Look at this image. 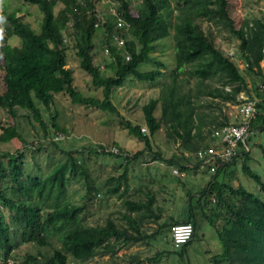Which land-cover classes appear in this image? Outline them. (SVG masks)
I'll return each mask as SVG.
<instances>
[{
    "label": "trees",
    "instance_id": "obj_1",
    "mask_svg": "<svg viewBox=\"0 0 264 264\" xmlns=\"http://www.w3.org/2000/svg\"><path fill=\"white\" fill-rule=\"evenodd\" d=\"M95 1L82 0L80 3L78 0H26L37 5L43 13L39 32L16 18L15 12L0 13V18L12 27L11 35L20 40L17 47L5 43L0 47V67L2 66L4 73L0 110L13 117L17 115V111L27 112L25 117L28 122L31 124L32 120L38 123L43 138L49 136V133L38 104L49 109L55 95L65 94L74 104L117 114V108L111 101L112 92L114 88L123 86L128 76H133L139 82H154L163 78L158 98L151 99L142 107L149 136L142 134L140 126L128 125L127 129L130 135L143 142L145 149L151 151L150 137L164 126L168 136L172 135L179 140V148L183 153L193 154L208 146L204 142L210 138L214 129L228 124L227 118L218 121L210 113L213 106L209 100L238 104L239 94L249 95L248 80L254 83L259 79L264 84L260 66L264 63V21L254 20L236 29L227 0H176L175 8H172L169 0H137L140 10L145 12L143 17L129 11L128 0H116L118 6L115 17L123 19L128 25L127 30L120 31L115 29V18L96 16ZM61 4L64 7L54 14V7ZM199 20L213 24L239 41L238 54L245 66L244 72L239 70L233 55L229 56L215 45L212 36L201 28ZM100 30H103L104 35L101 44L108 49L109 63L106 67L112 70L113 76L110 77L102 74L100 66L104 69L103 65L95 66L93 63L94 39ZM170 31L174 70L169 78L164 79V74L158 69L164 67L163 64L151 59L150 53L156 49L157 42L170 36ZM113 34H118L125 40L123 48L111 43ZM70 41L79 68L90 76L94 88L102 89V100L86 98L74 87L73 71L66 68L69 48L67 43ZM125 56H128V60H125ZM149 62L155 63L156 69L148 72L139 70L142 64ZM192 79L195 80L193 87ZM183 86L191 88L183 92ZM258 87L256 94L261 101L256 104V116L250 125L249 134L254 130L264 132V97ZM159 104L161 116L157 118L154 113ZM57 117V114L52 116L51 126L55 132L65 133L57 124ZM0 130V144L16 139L24 145L14 126H0ZM37 144L41 145L39 141ZM49 145L57 146L56 142ZM40 149L38 146L37 150ZM108 155L113 153L109 152ZM140 155L143 152L124 156L122 150L114 154L117 158H123L126 164ZM155 155L156 160H161L160 152ZM67 156L65 162L57 164L44 176L38 166L34 175L28 172L29 166L24 161L25 153L22 149L16 154L0 152L2 264H7L8 260L11 264H18L13 252L19 244H33L34 247L44 248L49 245V238L52 236H58L60 248L55 249L50 256L27 254L23 263L68 264V256L79 262L112 256L130 243L141 240L130 235L128 228L140 234L138 229L143 220L158 218L152 210L154 199L149 195L145 203L125 200L126 212L121 219L127 227L118 226L111 218L102 226L88 225L80 216L85 204L74 206L65 199L70 176L76 175L81 169L71 154L67 153ZM242 156L245 159L243 174L264 191V183L247 164L249 152H243ZM175 159L173 156L167 163H177L180 173L190 170L183 163L175 162ZM193 169L198 171V163ZM222 170L223 168H218L211 175V180L200 190L199 196L192 195L189 191L187 195L190 197H187L186 202L190 207L188 212L185 211L178 219L170 218L157 232H169L170 226L174 224H190L193 239L198 225L193 202L197 200L202 217L211 223L224 248V254L215 258L216 264L227 262L225 260H234V264H264V202L241 186L233 188L225 182H219ZM127 178V169L120 176L110 178L108 181L115 185L103 195L117 193L121 183H124L119 197L125 196L129 189ZM11 192L14 196H11ZM95 195H99V191L89 185L87 200L95 198ZM212 198H215L214 203L217 201L222 213L215 210L217 205L212 207ZM206 206L208 215L205 213ZM133 213L136 215L132 216ZM192 239L176 249L169 243L172 251L181 253L191 244ZM219 257L223 258L218 259ZM156 260L155 258L153 261Z\"/></svg>",
    "mask_w": 264,
    "mask_h": 264
},
{
    "label": "rangeland",
    "instance_id": "obj_2",
    "mask_svg": "<svg viewBox=\"0 0 264 264\" xmlns=\"http://www.w3.org/2000/svg\"><path fill=\"white\" fill-rule=\"evenodd\" d=\"M169 1L172 8H175L176 0ZM227 1L236 29L242 27L244 23H252L254 20L264 21V0ZM128 2L129 11L133 15L144 16L145 12L140 10L141 7L137 0H128ZM94 5L96 16L116 19L115 14L118 6L116 0H96ZM62 6L61 4L54 7L53 13L57 14ZM2 7L8 13L16 11L17 18L23 23L29 24L35 32L40 31L43 13L39 8L32 7L24 0H0V11ZM3 23L4 21L0 20V38L4 34L7 36L6 31H8L7 26ZM198 23L205 33L212 36L215 45L219 49L226 54H233L239 70L244 72L245 66L239 60L238 54L239 41L213 24L203 20H199ZM100 32L96 33L97 36L94 39L93 63L95 66L103 65L104 69L100 66L102 74L110 77L113 76L112 70L106 67L109 63V54L104 53L106 46L101 44L104 38L103 30H100ZM171 33L172 31H170L169 37L157 42L156 49L150 53L151 59L163 64L164 67H158V69L164 74V79L169 78V75L174 70V50ZM6 42L11 46H19L20 44V40L11 35L6 37ZM111 43L113 44V42ZM67 44L69 48H67L66 68H70L73 71L74 87L86 98L92 97L102 100V89H96L92 86L90 76L79 68L71 41ZM262 63L260 66L264 75V65ZM154 69H156V66L152 62L142 64L139 67L142 72ZM3 74L1 66L0 93L4 92ZM162 83L163 78L154 82H139L133 76H128L123 86L114 88L112 92L111 101L117 108V114H110L93 107L74 104L65 94H57L49 109H45L38 104L42 112L43 122L47 125V133H49V136L44 138L38 123L32 120L31 124L28 122L25 117L28 114L27 112L17 111V115L13 117L6 111L0 110V126H14L24 142V145H22L19 140L14 139L9 143L0 144V152L16 154L19 149H22L25 153L24 161L29 166L27 169L29 173L34 175L38 166L45 176L57 164L63 163L68 159L67 153L71 154V157L81 169L78 170L76 175L70 176V182L66 185L65 199L74 206L85 204L80 216L84 218V222L88 225L102 226L107 219L111 218L118 226L124 225V227H127L121 219L122 214L126 212L125 200L145 203L149 195L154 199L152 210L158 218L143 220L138 229L140 234H136L128 228L130 235L139 237L141 240L130 243L128 247L117 251L112 256L95 257L86 262H79L68 256V264H216L215 258L220 254H224V248L218 241L216 231L211 223L202 217L197 200L193 202V210L198 224L197 229L191 244L183 252L172 251L166 230L157 232L159 227L168 222L170 218L178 219L183 216L185 211L188 212L190 207L186 202L187 197L189 198L190 196L185 195V193L192 192V195H198L206 183L211 180V175L205 171L193 172L196 171L192 169L196 162L192 155L187 157V155L185 156L182 153L183 157H181L177 154L182 152L179 148L180 142L174 136H168L164 126H161L150 137L152 142L151 151L145 149L142 141L129 134L127 128L128 125H131L140 126L141 129L145 130L141 131L142 134L149 136L143 120L142 107L151 99L158 98ZM194 84L195 80L192 79L191 86L193 87ZM259 84H261L259 79H256L254 83L248 80L247 90L249 95L245 93L239 94L238 101L241 102L248 99L260 102L261 98L256 94V87ZM189 88L191 87L183 86V92H186ZM226 90L228 89L226 88ZM209 101L212 102L211 106H213L210 113L216 117V120L221 121L225 117L228 120V124L240 121L237 109L239 102L238 104H233L219 100ZM204 112H206V109ZM54 114L58 115L56 122L64 129L65 133H57L52 128L51 118ZM154 114L157 118L161 116L160 104ZM38 141L41 145L37 144ZM51 142H56L57 146H50L49 143ZM204 145H209V139L204 142ZM38 146L41 147L39 151L37 150ZM245 147H247L245 152H249L248 166L264 183V132L261 133L254 130L248 134L245 140ZM114 149L122 150L124 156H133L138 152H143V155L126 164L123 158L120 159L114 156ZM109 152L113 153V155H108ZM158 152L162 155L161 160L165 159L168 161L175 156V160L178 163L187 157L189 159L187 165L191 172L187 173L186 178L177 177L166 162L156 160L155 154ZM244 162V156L241 154L239 158L231 163L230 173L224 179L223 177L219 178L218 181L221 183L225 182L233 188L241 186L264 202V191L261 190L257 183L243 174L242 166ZM176 168L174 167L173 169L177 170ZM125 169H127L129 186L126 195L122 198L119 197L124 189V183H121L117 193L103 195L107 189L115 185L114 182H109L108 180L112 177L120 176ZM183 178L185 181H183ZM89 185L93 189H97L99 195L87 200L86 191ZM11 196H14L12 192ZM17 198L20 199V197ZM214 200L215 198L210 200L212 207H214V204L217 205V201L214 203ZM215 210L222 213V209L220 210L218 205ZM2 211L6 214L5 210ZM205 213L209 214L207 206L205 207ZM132 216H135V214H132ZM60 247L58 236H52L49 238V245L44 248L34 247L33 244H19L15 247L13 254L18 264H24L27 254L50 256L55 249ZM155 258L157 260L153 261ZM222 258L219 257L218 259ZM225 261L227 262L222 264H234V260Z\"/></svg>",
    "mask_w": 264,
    "mask_h": 264
},
{
    "label": "built area",
    "instance_id": "obj_3",
    "mask_svg": "<svg viewBox=\"0 0 264 264\" xmlns=\"http://www.w3.org/2000/svg\"><path fill=\"white\" fill-rule=\"evenodd\" d=\"M127 28L128 25L123 19L116 18L115 29L120 31L127 30ZM111 40L118 48L124 47L125 40L120 35L113 34ZM104 53L108 54L107 48L104 49ZM228 55L232 56L233 54L229 53ZM125 59L128 60V56ZM258 88L264 97V84H259ZM256 104L257 100H243L237 105L240 121L214 129L209 138V145L191 154L195 162L198 163V171H205L213 176L218 168H226L238 156L247 151L245 140L250 132V125L256 116ZM141 131L145 130L141 129ZM113 153L118 154L119 150L114 149ZM174 173L179 177H184L180 172L175 171ZM192 236L193 228L190 224H174L169 228L168 241L176 249L187 244ZM0 264L2 263L0 262ZM7 264H11V261L8 260Z\"/></svg>",
    "mask_w": 264,
    "mask_h": 264
},
{
    "label": "crops",
    "instance_id": "obj_4",
    "mask_svg": "<svg viewBox=\"0 0 264 264\" xmlns=\"http://www.w3.org/2000/svg\"><path fill=\"white\" fill-rule=\"evenodd\" d=\"M262 65H264V63H262ZM264 67V66H263ZM182 153L183 152H181V154H179V152L177 153L179 156H182ZM174 155H176V154H174ZM184 155L186 156V155H188L189 156V153H186V152H184ZM191 155V154H190ZM185 159V160H184ZM184 159H182L183 161L182 162H179V163H183L184 164V166H187V167H189L188 165H187V161H189V159H187V157L186 158H184ZM161 161H164V162H166L167 163V160H165V159H163V160H161ZM176 162V161H175ZM168 164V163H167ZM231 165L232 164H230V165H228V167H226V168H223V170H222V172L220 173V175H219V178L221 179L222 177H223V179H224V177L228 174V173H230V171H231ZM168 166H169V168L170 169H172L173 171V174L174 175H176L174 172L175 171H177V172H179V168H178V165H177V163H174L173 165H169L168 164ZM174 167H177L176 169L177 170H174L173 168ZM193 169V168H192ZM188 172H191L190 170H188V171H181V173L184 175V178H186L187 177V173ZM194 173H196V171H193ZM198 172H204V171H198ZM177 176V175H176ZM177 177H179V176H177ZM180 178V177H179ZM183 178V181H185V179ZM195 181V180H194ZM193 181V182H194ZM185 184H186V182H185ZM185 195H187V193H185ZM184 195V196H185ZM134 214V213H133ZM136 215V214H135ZM196 232V231H195Z\"/></svg>",
    "mask_w": 264,
    "mask_h": 264
},
{
    "label": "clouds",
    "instance_id": "obj_5",
    "mask_svg": "<svg viewBox=\"0 0 264 264\" xmlns=\"http://www.w3.org/2000/svg\"><path fill=\"white\" fill-rule=\"evenodd\" d=\"M25 2H26V0H24ZM78 2H82V0H78ZM27 4H29V5H32V7H37V5H34V4H32V3H30V2H26ZM38 8V7H37ZM2 10L4 11V12H7L6 10H5V8L4 7H2ZM0 11V13H3V11ZM15 13H16V15H17V12L15 11ZM16 18H17V16H16ZM0 20H3L2 18H0ZM4 21V25H6L7 26V30L8 31H6V33H7V36L8 35H11V28H10V25L8 24V22L6 21V20H3ZM5 34H4V36H1V38H0V47L5 43V44H7V42H6V37H7ZM11 36H13V37H16V36H14V35H11ZM2 40H4V42L2 41ZM9 45V44H8ZM11 46V45H10ZM124 46H125V44H124ZM12 47H17V46H12ZM126 57V56H125ZM126 60V59H125Z\"/></svg>",
    "mask_w": 264,
    "mask_h": 264
}]
</instances>
